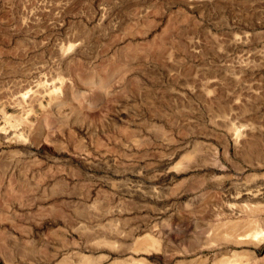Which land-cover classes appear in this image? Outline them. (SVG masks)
<instances>
[{
    "label": "rangeland",
    "instance_id": "obj_1",
    "mask_svg": "<svg viewBox=\"0 0 264 264\" xmlns=\"http://www.w3.org/2000/svg\"><path fill=\"white\" fill-rule=\"evenodd\" d=\"M0 264H264V0H0Z\"/></svg>",
    "mask_w": 264,
    "mask_h": 264
},
{
    "label": "bare ground",
    "instance_id": "obj_2",
    "mask_svg": "<svg viewBox=\"0 0 264 264\" xmlns=\"http://www.w3.org/2000/svg\"><path fill=\"white\" fill-rule=\"evenodd\" d=\"M256 208V207H255ZM249 210V209H248ZM239 232V231H238Z\"/></svg>",
    "mask_w": 264,
    "mask_h": 264
}]
</instances>
